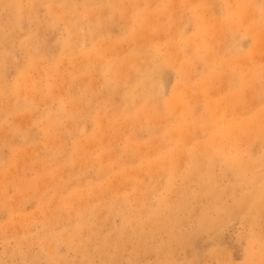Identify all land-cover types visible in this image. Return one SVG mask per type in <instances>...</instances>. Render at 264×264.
I'll use <instances>...</instances> for the list:
<instances>
[{"label": "bare ground", "instance_id": "1", "mask_svg": "<svg viewBox=\"0 0 264 264\" xmlns=\"http://www.w3.org/2000/svg\"><path fill=\"white\" fill-rule=\"evenodd\" d=\"M40 8L45 20L37 16ZM0 18V65L8 40H19L24 25H32L28 38L18 42L27 54L13 83L3 87L0 77L11 111L17 115L39 101L57 100L68 109L59 105L52 116L45 113L44 131L65 120L68 130L86 140V149L64 153L61 137L51 139L52 156H64L57 162L59 177L78 173L80 158L74 156L99 150L84 193L76 190L84 188L77 181L60 198L64 207L74 202L88 213L75 231L98 236L92 223L103 209L97 202H116L122 228L104 240L106 250L136 254L138 245L125 247L123 237L141 240L161 229L163 247L181 249L193 233L211 232L237 214L250 227L244 264H264V0H0ZM111 27L121 30L112 33ZM53 29L64 36L45 53ZM63 62L66 70L60 69ZM31 71L39 77L31 80ZM165 71L174 73V82L163 95ZM105 130L121 138L122 147L106 145ZM108 160H116V170ZM160 176L165 182L157 184ZM124 184L130 186L125 195ZM183 210L196 214L191 232L178 230L176 213ZM107 264H115L113 254ZM223 264H231L228 257Z\"/></svg>", "mask_w": 264, "mask_h": 264}, {"label": "rangeland", "instance_id": "2", "mask_svg": "<svg viewBox=\"0 0 264 264\" xmlns=\"http://www.w3.org/2000/svg\"><path fill=\"white\" fill-rule=\"evenodd\" d=\"M37 16L40 20H45V9L40 8ZM24 27L19 40L9 39L5 45L7 58L3 56L4 61L0 65V77L5 82L3 87L11 86L15 79V67L26 61L27 53L18 49V42L20 40L24 42L28 38L27 35L32 33V25L26 23ZM56 29L47 33L45 53L52 51L64 36ZM120 30L112 27L109 29L112 33ZM8 37L3 36L4 39ZM242 45L244 49L249 48L247 40H243ZM66 67L64 62L60 65L61 70H66ZM29 77L34 80L39 76L37 72L31 71ZM173 82L174 73L165 71L163 95L167 94ZM43 90L44 88L42 92ZM7 98L8 93L0 90V264H107L110 254L115 256V264H223L226 257L231 264L246 262L244 252L250 239V227L241 221L237 214L223 218L211 232L208 230L206 233H193L186 238L185 246L181 249L173 248V245L167 249L163 247L162 244L166 243L167 237L161 229L146 232L141 240L136 236L123 237L125 247L127 244L132 247L138 245L136 254H131L126 249L106 250L104 240L112 235L116 236L122 228L116 202L110 201L111 205L108 207L105 206L107 202L104 200L97 202L99 208L103 209L101 218L92 223L98 236L90 235L88 238L85 230L78 228L75 231L80 217L87 219L88 213L84 212L82 205L74 202L64 207L60 198L73 191L71 189L75 188L77 181L84 188L76 190L84 193L83 190L86 189L84 185L92 183L99 150L90 148L89 156L87 150L86 156H74L80 158L76 163L78 173L73 174L72 178L59 177L57 162L64 156H59L60 154L52 156L56 151L55 142L51 139L61 137L63 145L61 150H64V153L72 152L76 146L77 149H86L87 143L85 139L80 138L81 136L67 129L69 123L65 120H62L57 130L44 131L42 121L45 119L42 117L45 113L52 116L59 105L67 109L68 107L51 99L52 101L46 104H40L39 101L32 109L23 110L16 115L11 111ZM84 130L88 134L91 132L89 126H85ZM101 137L106 145L118 148L123 145L121 138L111 137L106 130ZM139 140L146 144L147 138L141 135ZM254 151H257V147ZM123 156L122 160H125L126 156ZM82 159L85 160L81 161ZM108 162H111L116 170V160ZM110 178L101 182L102 187L106 188V184L109 183L107 179ZM164 179L163 176L157 177V184L165 182ZM34 180L38 181L37 186H32ZM50 184H54V187ZM59 184H63L64 189L56 192L54 188ZM178 185L183 187L182 183L178 182ZM187 186L190 191L197 188L193 182ZM121 190L124 195L128 194L130 186L124 184ZM156 195L155 193L150 196L149 203L153 204ZM194 204L195 202L191 201L189 211L194 208ZM133 208V204L128 206L127 213L133 212ZM195 216V213L185 210L177 212L179 232H191ZM259 222V227L264 232V217ZM214 230L216 232H213ZM43 240H47L48 245H44ZM213 249H216L220 256L215 257Z\"/></svg>", "mask_w": 264, "mask_h": 264}]
</instances>
